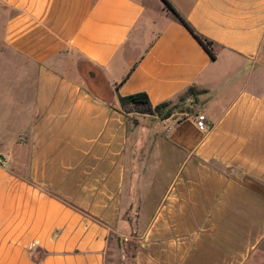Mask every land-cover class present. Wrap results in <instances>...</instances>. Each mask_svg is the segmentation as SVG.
<instances>
[{
	"label": "crops",
	"instance_id": "0c3cea01",
	"mask_svg": "<svg viewBox=\"0 0 264 264\" xmlns=\"http://www.w3.org/2000/svg\"><path fill=\"white\" fill-rule=\"evenodd\" d=\"M167 1L214 59L162 0H0V264H264V0Z\"/></svg>",
	"mask_w": 264,
	"mask_h": 264
},
{
	"label": "trees",
	"instance_id": "16d2710c",
	"mask_svg": "<svg viewBox=\"0 0 264 264\" xmlns=\"http://www.w3.org/2000/svg\"><path fill=\"white\" fill-rule=\"evenodd\" d=\"M162 2L165 4L167 10L175 16L177 21L191 33V35L205 49V51L210 55V57L214 59L215 56L213 53V42L197 34L188 24V22L177 13V11L167 0H162ZM187 92L193 95L196 94L193 89H188ZM118 103L123 113L128 110L127 112L133 111L142 115L155 116L161 120L166 119L172 115L171 110L167 109L170 104V101H166L156 106H152L149 102L147 95L141 92L128 96H118Z\"/></svg>",
	"mask_w": 264,
	"mask_h": 264
},
{
	"label": "rangeland",
	"instance_id": "374dc122",
	"mask_svg": "<svg viewBox=\"0 0 264 264\" xmlns=\"http://www.w3.org/2000/svg\"><path fill=\"white\" fill-rule=\"evenodd\" d=\"M1 14L2 13L0 12V19H1ZM200 103L201 101L198 95H193L186 91L183 95H180L174 98L173 100H171L167 109L171 110L172 115L175 119H180L184 117L185 114L196 110L200 106L199 105ZM127 111L123 114H125L128 117L130 125L134 127L148 123V122H144L145 120L143 119L151 118L150 115H142V114H138L133 111L131 112H127ZM151 125L152 124L148 126H151ZM112 243H113V247H112V250L108 251L107 263L108 264H131L130 252L132 251V249L130 248V245H131L130 242L124 243L121 240L116 241L115 239H113ZM124 260H125V263H123Z\"/></svg>",
	"mask_w": 264,
	"mask_h": 264
},
{
	"label": "built area",
	"instance_id": "2783aa9c",
	"mask_svg": "<svg viewBox=\"0 0 264 264\" xmlns=\"http://www.w3.org/2000/svg\"><path fill=\"white\" fill-rule=\"evenodd\" d=\"M195 125L200 131H205L207 129L206 118L203 114L196 116Z\"/></svg>",
	"mask_w": 264,
	"mask_h": 264
}]
</instances>
